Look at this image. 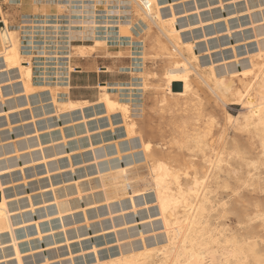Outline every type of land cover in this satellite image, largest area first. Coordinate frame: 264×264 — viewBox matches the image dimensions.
<instances>
[{
    "label": "rangeland",
    "instance_id": "obj_1",
    "mask_svg": "<svg viewBox=\"0 0 264 264\" xmlns=\"http://www.w3.org/2000/svg\"><path fill=\"white\" fill-rule=\"evenodd\" d=\"M166 1L167 2L165 3V5L173 3V7L175 10L167 6L162 9L163 14H171L172 10H174V12H177L179 18L176 22V26L179 25L178 28L182 31V40L187 42L189 39L188 42L193 43V46L195 45L194 52H197L196 54L198 56V60L193 62L195 68L201 66V70H205V74L209 75L207 69L211 65H214L216 72L219 73L221 71L227 72L231 69H241L244 64L247 65L251 62L250 58H252V60H258V58L256 59L259 49L258 44L259 42H264V19H262L264 18V4H262L264 3L263 0ZM56 2L57 0H0V8L2 14H0L1 17L6 15L5 18L8 19L10 26L18 29L21 41L22 57L24 61H30L32 63L33 82H35L34 84L40 86H61L63 83V85L58 90L59 98L63 96L64 93L68 92V97H71L75 100H87L88 102L90 101L88 104H92L88 107H85L83 111V114L86 116V118H90L87 122L90 136H88V133L86 132L79 133L75 136L74 134H72V125H74L75 122L85 128V125L81 124V121H83V115L81 111L75 112L76 114H72L73 118L77 120H71L73 124L70 120L66 121L67 118H70L68 115L63 117L64 115L61 114L59 117L55 114V112H52L50 113L51 117L49 114L46 115L47 117H50L48 120H46L45 116L42 114L35 115L37 114V108H39L42 104L49 103L51 101L50 99L44 100V98L49 96V92L41 91L30 95L32 97H29L30 101L29 104H27V98L24 94V91L22 90L21 84L19 83L20 77L18 71H7L5 67L0 66V85L2 84L0 95L1 92L3 94V98L0 96V145L7 144L6 146L10 150H12L11 152H9V154L7 153L6 156L10 157L13 156L14 153L16 154L14 142L19 144L20 147V140H24L25 138H32L33 136V138H35L37 134H39V140L40 142H42V146L45 144L43 146L45 149L41 151L39 147L36 148L39 145L33 146V148H31L34 149L32 150V157H41L42 153H44V155L48 154L47 149L49 148L52 149L61 146L62 148L66 149H64L65 152L63 153L57 154L56 156H51L50 158L48 157L47 160L49 159L50 161L49 166H45L43 160L40 158L35 160V162H30L25 165L23 164V166H25L23 171L20 169V167L16 166L15 170L12 169L13 171H11V174L6 172L2 175L5 180L4 185L8 188L7 192L11 195L10 199L15 201L19 200L20 206H22L20 209L15 210V212H17V214H20L22 210L25 215L31 218L24 224H18L17 229L19 233L16 231V234L19 237L20 249L22 250L24 264L92 263L96 261L97 257L103 260L120 255L123 250L130 248V241H135L137 242V244L143 245L141 235L145 236L144 240H146L145 242L147 245L150 243V241L151 244H153L154 241H158V237L160 234L163 235H160L161 238H164V228L161 220H159L160 216L159 214H157L158 208L156 207L155 195L152 189H150V191L149 189L148 191H141L140 195L138 194L134 197L135 208L131 207V205L133 206V203L130 198L111 202L110 205H108L105 201V203H103V201H100V204H98L99 202H91L87 204V196L93 193L92 191L96 192L100 188L93 187V189H90L91 192L89 188L83 189L88 187V184H94L95 180L98 177L97 168L101 169V172H106L109 170L110 166L119 164V162L120 164L125 165L123 160L125 159V157H122L120 160L116 155L118 154V151H116L117 147L115 146L116 144L115 142H113V139L114 141L120 140L119 149L123 156H126L125 154L128 151L131 152L128 147L130 142L126 140V131L122 125L123 119L121 114L115 113L111 115V120H109V117H105L104 115L105 109L103 104L98 103L100 97V84L108 83L113 86H122V88L115 91L114 94L116 96H119V99L130 104L131 117L135 120V122L137 121V136L135 142H137L138 144L140 143L138 135H141L142 137L144 136L145 138H143L145 140H149L153 144L154 151H157L159 154L162 153L169 157L168 160L174 165L184 164V161H189L190 159H193L196 162H201L202 160V153L198 152L195 154L194 151V153H192L190 152L189 148L187 149L189 145L190 147L192 146V143L188 144L187 147L185 145H181V147L180 145H177L178 143L180 144L181 140V133L179 132L182 125L181 115L185 116V112L178 110L177 107H173L172 109L169 107L170 105L168 103H171L173 100L165 90V82L163 79L165 76V69L169 65V63L167 61V56L163 54L165 51L160 49V46L158 45L159 43H157V37L159 35L157 28L155 26H151L150 28H148L146 24H144L141 19L138 18L137 14L134 11L133 5L127 0H122L120 3L118 0H110L107 4L105 0H96V11H94V3L91 0H74L72 3L73 6H67L66 10H64L65 7L60 8L59 4H57ZM256 6L259 7L255 8ZM68 12H71V14L69 15ZM193 21L197 23H194ZM118 22H130V28L124 26L125 23H122L124 27L120 31L119 27H117L119 24ZM52 25L59 26V28L57 29L59 31L58 33H55L56 29H53L51 27ZM82 25L90 26L84 30V33L86 32L84 34V39L78 38V36L81 35L79 31L82 29ZM93 25H97V27L93 28ZM181 25L184 27H182ZM0 26L1 28L5 27L2 21L0 22ZM32 26L34 27L32 28ZM43 26H45L46 33L42 32ZM66 26H71V28H66ZM143 26L145 28H142ZM71 29H73L74 31L73 35L75 33L77 34L74 35L76 39H74L75 41H72V46L66 43V41H68V34L65 33L66 31H71ZM93 32H96L99 36H107L108 45L97 47L95 53L90 55L88 54V57H82L79 54L78 49L80 48V46L90 45L92 43L90 39L92 38V36H90V34H94ZM119 33H121L122 36H120ZM161 39L164 42L166 41L164 37H161ZM140 50L141 52H139ZM70 53L71 57L67 58ZM143 55L145 56V58L143 57ZM65 62L69 63L70 69L69 67H64L63 64H65ZM105 66H108L110 68L109 72H103V67ZM131 68H134L135 71L133 72ZM192 76H194V80L197 81V83L195 81L197 91L200 97H202V101L204 100L203 103L205 104V107L203 106V115L207 117L203 118L202 116V119L206 120L209 117L213 118L212 133L209 136L208 140H210V142L212 140L214 142L216 141L215 145H218L220 143V141L218 142L220 133L222 130H224L223 138L226 139L225 145L227 144L226 147H229L228 149L231 148L229 150L230 152L227 151V153L237 152L236 154H238L237 156L234 154L229 159V164L233 165V169H242V172L240 171L239 173V177L241 175L243 176H241V179L239 178L238 180L233 175V173H230L229 175H223L224 178L222 177L219 180L222 187L219 184V187L217 189L210 192L212 194H210L209 196L211 198V201H213L212 204L214 205V207L210 210L208 218L211 224L210 227L211 229L215 230L216 235L220 238V246H229V243H226L224 241V238L226 236L228 238L236 236L237 238L242 240L251 239L247 240L248 243H251L253 241L259 242L256 243V249L259 251V253H263V255H261L263 256L264 260V164H262L261 161L264 160V156L262 150L260 149L258 141L251 136L252 133L239 130L236 125H232L234 123L230 122L227 119L228 113L232 114L234 117H236V115L239 116L242 112H244L245 107L240 103L230 104V102L229 105H226L227 107H225V105L223 106L222 103L211 96L205 84L197 76L196 71H193ZM143 83L146 85L147 89L145 87L144 89H142ZM129 87L133 89H130ZM139 88L141 89L139 90ZM164 95H167L165 102L166 104L160 102ZM40 99H42V101H40ZM134 99H136V101ZM19 102H23V105L17 106ZM205 102L208 104H206ZM32 109L34 111H32ZM6 112H9L8 117L7 115H5ZM189 113L192 112L190 111ZM32 115H35V118H33ZM100 115L103 117H101ZM53 117L56 118L58 122H56V119H53ZM117 117L120 118L118 119ZM33 119L37 121L34 122L32 121ZM47 122H51L54 125L47 128ZM62 126H64V133L67 138V144L63 143L64 140L60 131V127ZM36 127L39 131L38 133L37 131H35ZM49 132H52L55 136L54 140L52 141L49 140ZM77 137L80 138L81 143L83 144L82 147L75 146L78 144L76 140ZM90 139L94 147L99 148L92 150ZM101 139L103 140L102 143ZM35 141L37 143L39 142L37 139ZM174 141H176L177 144H175ZM101 144H105V146L103 148H100ZM88 147H90L91 150H89ZM137 148L141 149V147H136L134 149ZM36 149H38L39 151ZM253 149L255 150V152ZM67 150L68 152L70 151V153H67ZM257 150L258 152H260L258 153ZM28 151L29 150L27 149H21L20 153L22 152L24 156H21L19 158L15 157L16 160L14 158L13 162H23L24 159L22 158H24L25 156V158H30L31 156L30 154H28ZM71 151H73L74 153ZM83 153L86 158L83 156ZM89 153H91L92 155ZM138 153L134 155V158L136 160H139H137V162L144 161V157H142L144 156L143 151H139ZM69 154L71 155L70 157L68 156ZM93 156L97 157L94 159ZM4 157V155L0 156V158ZM52 157L53 159L55 158L54 160L52 159L53 161L50 160ZM126 157V162L130 161V158V162L133 161L132 155H129V157L127 155ZM102 158H104V160H102ZM260 158L261 160H259ZM250 159H253L252 162H250ZM55 160H57V162ZM76 160L79 162V164H77L78 162ZM91 160H93L95 164ZM258 160V163L254 165L252 164L253 162H257ZM245 164H248V166H245ZM57 165H59V167H55ZM97 165L99 166L96 167ZM231 165H229V167H231ZM47 166L51 175L47 172ZM232 168H230V170ZM90 169H94L95 171L92 172L90 171ZM145 169L146 167L144 166V164H142V166L140 165L139 170L145 171ZM9 175L13 176L10 177ZM64 180L65 182H63ZM223 181L226 183L225 186L222 184ZM138 184L141 185L139 186L140 188L148 186L147 183L143 181H140ZM79 185L81 186L78 187ZM50 187L52 188L50 189ZM64 187L79 188L82 189V192L84 193H82V200L78 201L81 205L74 208L73 211L70 210L71 212L65 211V213L62 214V216L64 217L63 219V217L61 218L57 212V207L54 202V196L64 190ZM53 188L55 189V191L52 190ZM86 191H89V193ZM76 193L72 194V196L70 197L80 199ZM31 202L34 204L35 210L31 209ZM101 202L105 205L107 204L108 208L107 205L105 206ZM85 211L87 213H85ZM108 211L109 215L107 213ZM47 213L49 215H46ZM98 214H100V216ZM52 215H54L55 217ZM19 216L20 215H18L17 217ZM109 216L112 217L109 218ZM35 222H38L39 229L37 227V223ZM142 222L144 223L142 224ZM62 223H65L66 225ZM135 225L137 226V228L135 227ZM120 228H123V231ZM132 228L135 229L133 230ZM117 229L118 232L116 233ZM124 229L126 231H124ZM150 229L152 231H150ZM138 230H142L141 232L143 234L141 232L139 233ZM127 231L130 232L128 233ZM123 232L126 233L127 236H125L124 234L125 237H123ZM132 232L133 234H136H134L133 236V234H130ZM149 233L153 235H150ZM65 235L67 237V240H65ZM129 235L133 239H131ZM156 237L158 238L157 240ZM68 238L70 242L68 241ZM121 238H123L124 240ZM140 239L141 244L139 243ZM2 240L6 241L0 243V264H18L15 255L13 254V248H7L9 246L8 244H10V236L8 234L4 236L2 235L0 236V242H2ZM4 255L7 256L3 257ZM45 261L48 262L46 263ZM245 263L264 264V262H256L252 257L248 258Z\"/></svg>",
    "mask_w": 264,
    "mask_h": 264
},
{
    "label": "bare ground",
    "instance_id": "obj_2",
    "mask_svg": "<svg viewBox=\"0 0 264 264\" xmlns=\"http://www.w3.org/2000/svg\"><path fill=\"white\" fill-rule=\"evenodd\" d=\"M73 1L74 0H66V1L65 0L64 1L63 0L62 1L57 0L56 3L59 4L60 8L65 7L64 10H66L67 6L68 7L73 6V4H72ZM91 1H93V3H94L93 7L95 8L94 11H96V9H97L96 0H91ZM105 1L107 4L110 0H105ZM118 1L120 3L122 0H118ZM127 1L133 5L134 11L137 14L138 18L141 19V21L144 24H146V26L148 28H150L151 26H155L157 28V31L159 33V35L157 37V43H159L158 45L160 46V49L165 51L163 54H165L168 58L167 61H168L169 65L165 69V76L163 78L164 82H165V85H164L165 90L167 91V94L171 97V99L173 100L171 103H168V104L170 105L169 107L171 109L173 107L174 108L177 107L178 110L185 112V116L181 115V120H182L181 121V124H182L181 130L179 128V130H180L179 132L181 133L180 144L176 143V141H178V140L174 141V143L177 145H180V147H181V145H185L187 147L188 144L192 143V146L190 147V145H189L187 147V149L189 148L190 152H192V153L195 152V154L198 152L202 153L201 162L202 161L203 162L201 163L198 161L199 162L198 163L195 160L189 158L190 160L184 161L185 162L184 164L174 165L168 160L169 157H167L166 155H164L162 153L159 154L157 151H154L153 150V144L149 140H145L144 136H143L144 137L143 138L141 135H138L139 139H140V143L138 144L137 142H135V139L137 136V134H136V122L137 121L135 122V120L131 117L130 104L126 101L119 99V96H116L114 94V92L117 90H120L122 88V86H119V85L113 86V85H110L108 83L100 84V87H99L100 88V97H99L98 103L103 104L104 109H105L104 115H105V117H109V120H111V115H113L115 113L121 114L122 119H123L122 125L125 128L126 136H127L126 140H128L130 142L128 147L131 150V152L128 151L129 153L126 151L127 153L125 155L126 156L128 155V157H129V155H132L133 161L130 162L131 158H130V161H127V162L125 161V160H127L126 159L127 157L123 156L122 153L120 152V149H119V141L120 140L114 141V139H113V142H115V144H116L115 146L117 147L116 151H118V154H116V155L118 156V158L120 160L122 157H125V159H123L125 165L120 164V162H119V164L110 166L109 170L106 172H101V169L97 168L98 177L95 180L94 184H92V185L88 184L89 186L86 188H83V189L89 188V190H90V189H93V187H100L101 189L99 188L100 191H99V189L98 190L95 189L98 192L92 191L93 193H91L87 196V204L91 203V202H93V203L99 202L98 204H100V201H103V203L107 202V204L110 205L111 202L121 201L125 198H130L132 203H133V206L131 204H129V205H131V207L135 208L134 197L138 194L140 195L141 191H145V190L148 191V189L150 191V189H152L154 192V195H155L156 207L158 208L157 214H159V216H160L159 220H161V222L163 224V228H164V238L162 239L161 236H163V235L160 234L161 236L159 235L158 241L155 242L154 240H152V241H154L153 244H151V241H150V243L147 245L145 242L146 240H144L145 236L141 235L143 245H139L135 241H132V242L130 241L129 242L131 245L130 248L123 250L120 253V255L115 256V257H110L108 259H103V260H101L98 257L97 258L95 257L96 258L95 262L86 263V264H243L250 257L254 258V260L258 263H263L264 262L263 256H262L263 253H259V251L256 249V247H257L256 243H259V242L253 241L251 243H248L247 240H251V239L242 240V239L237 238L236 236L231 237V238L230 237L228 238L226 236L224 238V241L226 243H229V246L228 247H226V245L220 246V243H221L220 238L216 235L215 230L211 229V227H210L211 224H210L208 218H209L211 208L214 207V205L212 204L213 201H211V198L209 196L210 194H212L210 192L214 191L215 189H217L219 187V184H220L219 180L222 177L224 178L223 175H226V174L229 175L230 173H233V175L239 180V178L242 176L241 175L239 177V173H240V171L242 172V169L241 170L237 169V168L233 169L232 168L233 165L229 164V161H230L229 159L234 154L236 156L238 154H236L237 152L227 153V151H229L231 148L228 149L229 147L228 148L226 147L227 144L225 145L226 139L223 138L224 130H222L220 133V138L218 140V142L220 141V143L218 145L217 144L215 145L216 141L214 142L212 140L210 142V140H208L209 136L212 133L213 118L209 117L206 120L202 119V116H203V118L205 117L203 115V112H204L203 106L205 104L203 103L204 100L202 101V99H201L202 97H200V95L197 91V88L195 85L197 83V81L194 80V78H193L194 76H192V73H193V71H196L197 76L205 84V86H206L207 90L209 91V93L211 94V96H213L217 101L222 103L223 106L225 105V107H227L226 105L227 104L229 105V102H230V104L231 103H240L245 107L244 112H242L241 115H239V116L236 115V117H234L232 114L228 113L227 119L230 122L234 123L232 125H236V127L239 130L252 133L251 136L258 141V144H259L260 149L262 150V153L264 156V42L260 43L258 41L259 44H261V45L258 44L259 49H258V53L256 56V59L258 58V60H252V58H250L251 62L247 65L244 64L241 69H238V68L237 69H231L230 71H227V72L221 71L219 73L216 72L215 66L211 65L207 69V71L209 72V75H206L205 70H203V69L201 70V68H200L201 66H198L195 68L193 65V62L198 60V56L196 54L197 52L196 53L194 52V50H195L194 46L195 45L193 46V43L188 42L189 39L187 42L182 40V37H181L182 31L178 28L179 25L176 26V22H177L179 16L177 15V12H174L175 9L173 7L174 6L173 3H169V4L165 5V3L167 2L166 0H127ZM263 2H264V0H263ZM262 4H264V3H262ZM167 6L174 9V10H172L171 14H163L162 9H164ZM259 6H256L255 8H257ZM262 6H261V8H262ZM121 10H123V9H121ZM262 11H263V9H262ZM68 13H69V15L71 14V12H68ZM164 13H166V12H164ZM0 14H1V8H0ZM253 14H255V13H253ZM1 15H0V22L2 21L3 24L5 25V27L1 28V26H0V60H1L0 66L5 67L7 71H10V70H12V71L17 70L18 71L19 77H20L19 83L21 84L22 90L24 91V94L27 98V104H29V101H30L29 97H32L30 95H33V94H35L37 92H41V91L49 92V96L44 98V100L50 99L51 101L49 103L42 104L39 108H37V111H36L37 114H35V115L42 114L45 116V119L48 120L51 117L50 113L55 112V114L58 115L59 117L61 114L64 115L63 117L68 115L70 118L68 119L66 117L67 118L66 121H69V120L70 121L71 120L77 121L75 118H73L72 114L75 112L81 111L82 115H83L82 116L83 121H81L82 122L81 124H84L85 128H83L82 126H80V124L75 122V124L72 125V130H73L72 134H74L76 136L79 133L86 132V133H88V136H90L89 135V129L87 127V122H88V119H90V118L87 119L86 116L83 114L85 107L92 105V104H88L90 101L88 102L87 100L72 99L71 97H68V94H67L68 92L64 93L63 96L60 95L61 97L59 98V96H58L59 91L58 90L63 85V83L61 86L60 85H55V86L35 85L34 84L35 82H33V66H32V63L30 61L29 62L24 61V59L22 57L21 41H20V37H19V31H18V29L10 26L8 19L5 18L6 15L3 17H1ZM262 19H264V18H262ZM118 23L119 24L117 27H119L120 31L124 26L130 28V24H131L130 22H122V23H125L123 26V24L121 22H118ZM194 23H197V22H194ZM256 24H257V22H256ZM33 27L34 26H32V28ZM51 27L53 29H56L55 33L59 32L57 30L59 28L58 25H52ZM69 27L71 28V26H66V28H69ZM81 27H82V29L79 31L81 35L78 36V38L84 39L85 38L84 34L86 33V32L84 33V30L90 26L89 25H82ZM92 27L96 28L97 25H93ZM182 27H184V26H182ZM42 28H43L42 32L46 33L45 26H43ZM142 28H145V27L143 26ZM65 33L68 34L67 35L68 41H66V43H68V45L72 46L71 43L74 39H76L74 36L76 33L73 35V33H74L73 29H71V31H66ZM93 33L94 34H90V36H92V38H90L92 43L90 45L80 46V48L78 49V52L82 57H88L90 54L95 53L97 47L108 45L107 36H105V35L99 36L96 32H93ZM152 33H153V31H152ZM256 33H257V31H256ZM119 35L122 36L121 33H119ZM260 35H262V34H260ZM161 37H164L166 41L164 42L161 39ZM125 52H127V51H125ZM139 52H141V50ZM142 52H143V50H142ZM129 56H131V55H129ZM70 57H71V53H70V55L67 56V58H70ZM92 57H94V56H92ZM143 57L145 58L144 55H143ZM157 57H158V55H157ZM141 61H143V60H141ZM63 65H64V67H67V68L69 67V69H70L68 62H65V64H63ZM133 66H135V65H133ZM205 66H207V65H205ZM103 68H104L103 72H109L110 71V68L108 66H105ZM131 70L133 72L135 71L134 68H131ZM195 81H196V83H195ZM177 82H181V84H182V90L181 91H175L173 89L175 83H177ZM1 85H0V91H1ZM144 87L146 88V85L143 83L142 89H144ZM151 87H152V85H151ZM130 89H133V88H130ZM140 89L141 88H139V90ZM155 89H157V88H155ZM66 91H67V89H66ZM206 93H207V91H206ZM0 96L3 98L2 92H1ZM39 96H40V94H39ZM166 96L167 95H164L162 97V99L160 100L161 103L166 102V98H167ZM38 100H39V98H38ZM134 100L136 101V99H134ZM40 101H42V99H40ZM127 101H128V99H127ZM231 101H234V102H231ZM129 102H130V100H129ZM206 104H208V103H206ZM19 105H23V102H19L17 104V106H19ZM167 107H168V105H167ZM29 109H30V107H29ZM165 109H167V108H165ZM32 111H34V110L32 109ZM190 111L192 113H189ZM48 114L50 115V117L46 116ZM95 114H96V112H95ZM5 115H7V117H8L9 112H6ZM35 115H32V117L35 118ZM54 117H53V119H56ZM93 117H94V115H93ZM101 117H103V116H101ZM97 118H98V116H97ZM32 121L36 122L37 120L33 119ZM59 121H60V119H59ZM56 122H58L57 119H56ZM71 123L73 124L72 121H71ZM52 125H54V124H52L51 122H47L46 127L48 128ZM34 126H36V125H34ZM176 129H178V128H176ZM72 130H70V131H72ZM35 131H37V133L39 132L37 127H36ZM60 131H61V135H62L64 142L62 140L61 141L65 144H67V138H66V135L64 133V126L60 127ZM33 137L32 138H25L24 140H20V147H19V144L14 142L15 143V152H16V154L14 153L15 156L14 155L10 156V157L6 156L7 153L9 154V152H11L12 150H10L6 146L7 144L0 145V156H2V155L5 156L4 158H0V236H2V235L4 236L6 234H8L10 236V242H9L10 244H8L9 246L7 248L8 249L13 248V251H14L13 254L15 255V258H16L18 264H24V263H23L22 250L20 249L19 237L17 236L16 231L18 232V229H17L18 224H20V223L24 224L28 220H30L31 218L28 217L27 215H25L24 212H22V210H21L20 214H17V212H15V210L20 209L22 206H20L19 200L15 201V200L10 199L11 195L7 192L8 188H7V186L4 185L5 180L2 177V175H3V173H6V172L11 174V171L15 170L16 166L20 167V169L23 171L24 167H25V166H23V164L25 165V164L30 163V162L31 163L35 162V160L40 159V158L43 160L45 166L46 165L49 166L50 161H49V159L47 160L48 157L50 158L51 156H56L57 154L65 152L64 151L65 148L58 146L57 148H52V149L49 148L50 150L47 149L48 154H46V155H44V153H42L41 157H32V153H33L32 150H34V149H31V148H33V146L39 145L36 148L39 147V149L41 151H43L45 149L43 147L45 144L42 146V142H40V140H39V134H37V136H35V138H33ZM49 138H50L49 139L50 141L54 140L55 136L53 135L52 132L50 133ZM36 139L39 141L38 143L35 141ZM76 140H77L78 144L76 143L77 145H75V146L76 147H82L83 144L81 143L80 138L77 137ZM0 141H1V139H0ZM98 141H99V139H98ZM102 142H103V140L101 141V143ZM253 142H255V141H253ZM51 143H53V142H51ZM90 145H91L92 150L99 148V147H94L93 143L91 142V139H90ZM48 146H50V145H48ZM104 146H105V144L104 145L101 144L100 148H103ZM112 146H113V143H112ZM237 146H238V142H237ZM252 146H253V143H252ZM136 147H141V149H138V148L134 149ZM235 147H236V144H235ZM88 148H89V150H91L90 147H88ZM21 149L29 150L28 154H30L31 157L25 158L26 157L25 156L24 158H22V159H24L23 162L22 161L13 162L15 157L19 158L21 156H24L22 154V152L20 153ZM36 150H38V149H36ZM139 151H143L144 156H142V157H144V159H143L144 161L137 162L138 159L136 160L134 158V155L136 153H138ZM71 152H73V151H71ZM254 152H255V150H254ZM257 152H258V150H257ZM67 153H70V151L68 152V150H67ZM238 153H240V152H238ZM241 153H242V150H241ZM89 154H91V153H89ZM87 155H88V153H87ZM259 155H261V154H259ZM66 156H67V154H66ZM68 156L70 157L71 155L69 154ZM83 156H84V153H83ZM93 157L95 159L97 156L96 157L93 156ZM108 157H105V158H108ZM52 159H53V157L50 160L53 161L55 158L53 160ZM15 160H16V158H15ZM102 160H104V158H102ZM250 160H251L250 162H252L253 159H250ZM259 160H261V158ZM259 160L257 162H253L252 164L254 165V164L258 163ZM55 161L57 162V160H55ZM91 161H93V160H91ZM261 161H262V164H264V160H261ZM93 163L95 164L94 161H93ZM77 164H79V162ZM110 164H113V163H110ZM142 164H144V166L146 167L145 171L139 170V167H140V165L142 166ZM229 165H231V167H229ZM246 165L248 166V164H245V166ZM48 166H47V169H48ZM98 166L99 165H97L96 167H98ZM104 166H106V165H104ZM55 167H59V165H57ZM230 168H232L233 170L232 169L230 170ZM247 168H249V167H247ZM88 169H89V167H88ZM90 171L94 172L95 170L90 169ZM47 172H48V174H50L49 169L47 170ZM12 176H10V177H12ZM140 181L147 183V185L149 187L145 186V187L140 188L139 186H141V185L138 184ZM63 182H65V180ZM77 182H75V183H77ZM90 183H92V182H90ZM222 184L225 186L226 183L223 181ZM69 186H70V184H69ZM71 186H73V185H71ZM80 186L81 185H79L78 187H80ZM220 186H221V184H220ZM51 188L52 187H50V189ZM52 190L55 191L54 188ZM59 190H57V191H59ZM82 191L83 190L79 189V188L67 187L64 190H62L59 194H56L54 196V200H55L54 202H55V205L57 207V212L61 218L63 217L62 214H64L65 211H67V212L70 210L73 211L74 208L81 205V204H79L80 202H78V201L82 200L81 199V197H83L82 193H84ZM86 192L89 193V191H86ZM90 192H91V190H90ZM74 193H76L80 199L75 198V197H70ZM77 195H76V197H77ZM228 197H229V195H228ZM30 198H31V196H30ZM85 198H86V196H85ZM47 204H49V203H47ZM224 204H226V203H224ZM30 205H31V209L35 210L34 204L32 202L30 203ZM103 205H105V204H103ZM108 205H107V208H108ZM126 205H128V204H126ZM107 208H104V209H107ZM96 210H98V209H96ZM153 212H155V211H153ZM85 213H87V212L85 211ZM107 213L109 215V211ZM100 214H98V215L100 216ZM105 214H106V211H105ZM18 215H20V216L17 217ZM32 215H34V214H32ZM46 215H49V214L47 213ZM52 216H54V215H52ZM105 216H107V215H105ZM72 217H74V216H72ZM110 217H112V216H109V218ZM45 219H46V217H45ZM63 219H64V217H63ZM63 219H62V222H63ZM65 220H68V219H65ZM147 220H148V218H147ZM252 220H254V219H252ZM36 221H39V220H36ZM35 223H37V227H38V222H35ZM143 223L144 222H142V224ZM148 223H149V221H148ZM62 224H65V223H62ZM110 224H111V222H110ZM79 226H82V225H79ZM157 226H159V225H157ZM132 227H133V225H132ZM135 227L137 228L136 225H135ZM129 228H131V227H129ZM129 228H127V229H129ZM38 229H39V227H38ZM132 229L134 230L135 228H132ZM151 229H150V231H152ZM65 230H64V232H65ZM62 231H63V229H62ZM124 231H126V230L124 229ZM141 231H139V233ZM150 231H147V232H150ZM77 232H78V230H77ZM117 232H118V229H117L116 233ZM119 232H120V230H119ZM133 232L130 234H133ZM147 232H145V233H147ZM155 233H157V232H155ZM124 234H125V236H127L126 233L123 232V237H125ZM134 234H136V233H134ZM134 234H133V236H134ZM42 235H43V233H42ZM66 235H65V240H67ZM150 235H153V234H150ZM88 237H90V236H88ZM118 238H120V237H118ZM126 238H125V240H126ZM130 238H131V236H130ZM158 238L156 237V240ZM121 239H123V238H121ZM131 239H133V238H131ZM141 239L139 240L140 244H141V242H140ZM146 239H147V237H146ZM5 241L6 240H2V242H0V243H3ZM68 241L70 242L69 238H68ZM147 242H148V240H147ZM62 244H64V243H62ZM57 245H60V244H57ZM2 246H4V245H2ZM68 248H69V246H68ZM3 249H5V248H3ZM44 251H45V249H44ZM95 255H96V253H95ZM5 256H7V255H4L3 257H5Z\"/></svg>",
    "mask_w": 264,
    "mask_h": 264
},
{
    "label": "water",
    "instance_id": "obj_3",
    "mask_svg": "<svg viewBox=\"0 0 264 264\" xmlns=\"http://www.w3.org/2000/svg\"><path fill=\"white\" fill-rule=\"evenodd\" d=\"M173 89H174L175 91H181V90H182V84H181V82H177V83H175Z\"/></svg>",
    "mask_w": 264,
    "mask_h": 264
},
{
    "label": "crops",
    "instance_id": "obj_4",
    "mask_svg": "<svg viewBox=\"0 0 264 264\" xmlns=\"http://www.w3.org/2000/svg\"><path fill=\"white\" fill-rule=\"evenodd\" d=\"M78 100V99H77Z\"/></svg>",
    "mask_w": 264,
    "mask_h": 264
}]
</instances>
